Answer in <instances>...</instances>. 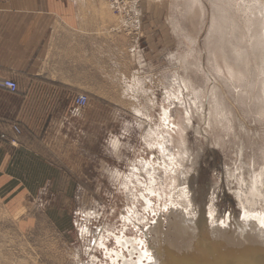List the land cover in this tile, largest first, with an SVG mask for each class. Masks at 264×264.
Listing matches in <instances>:
<instances>
[{
  "label": "rangeland",
  "instance_id": "374dc122",
  "mask_svg": "<svg viewBox=\"0 0 264 264\" xmlns=\"http://www.w3.org/2000/svg\"><path fill=\"white\" fill-rule=\"evenodd\" d=\"M104 1L116 17L98 82L81 93L87 105H46L35 119L44 128L16 137L41 162L25 159L13 174L24 192L1 196L0 264H113L118 238L144 263L156 214L169 232L165 212L176 208L264 230V0H115L120 13ZM152 138L161 147L149 150ZM121 249L128 261L131 246Z\"/></svg>",
  "mask_w": 264,
  "mask_h": 264
},
{
  "label": "crops",
  "instance_id": "0c3cea01",
  "mask_svg": "<svg viewBox=\"0 0 264 264\" xmlns=\"http://www.w3.org/2000/svg\"><path fill=\"white\" fill-rule=\"evenodd\" d=\"M115 17L104 0H0V77L18 84L15 93L0 88V135H6L0 137V200L9 191L24 192L13 174L22 170L25 159L41 162L38 152L28 148L27 136L18 146L9 144L11 126L42 130L35 120L41 109L72 100L98 82L105 29ZM25 169L40 178L37 164Z\"/></svg>",
  "mask_w": 264,
  "mask_h": 264
},
{
  "label": "bare ground",
  "instance_id": "6f19581e",
  "mask_svg": "<svg viewBox=\"0 0 264 264\" xmlns=\"http://www.w3.org/2000/svg\"><path fill=\"white\" fill-rule=\"evenodd\" d=\"M194 1H195L194 6H195V5H197V0H194ZM199 9H201V8H199ZM190 15L191 14H189V16ZM197 17H199L198 16V10L194 11V14L192 15V17L190 19L192 26H194V30L191 31L192 35H193V33H196L194 22L197 21L196 20ZM216 65L217 66L219 65L218 62L216 63ZM226 68H228V67H226ZM226 68H225V70H226ZM229 68H228V70H229ZM217 69L219 71V68H217ZM230 70H232V68ZM220 71H221V69H220ZM263 86H264V84H263ZM134 92H136V91H134ZM137 94H138V91H137ZM262 100L264 102V91L262 92ZM160 121H162L163 123H166L168 121V115L164 114V116L161 118ZM163 126H164V124L156 126L157 129L154 131V134H156V136L158 134L163 133V130H162ZM153 140L154 139L152 138L151 142L149 144H147V147L149 148V150L153 149V147H156V146L161 147L159 141H157V140L153 141ZM113 145L116 146L117 141H114ZM160 150H162V149H160ZM166 157H165V159L162 158L163 159V160H161L162 164H160V167H161L160 169H162V170L164 169L165 171H167V169H168V166L165 165L166 161H167ZM173 161L174 160L172 159V161L169 160L168 162L173 163ZM149 165L151 167H153L150 162H148V168H149ZM151 167H150V169H151ZM139 172H140V169L137 168L129 176V181L126 182L125 184H123V185H125L124 189H128V191H130V192L132 191V190H129L130 187L128 185H130V184L134 185L135 178L137 179L138 176L140 175ZM152 172H154V171H152ZM153 174L154 173L149 174V172H148V174H146L145 176L153 179V181L151 179H149V186H150L149 190L152 193H157V189H155V186H154L155 185V179L152 177ZM139 193H140L141 197H144V194H145L144 192H139ZM181 193L182 192H180V194ZM158 194L160 195V193H158ZM192 212H194V211L189 210V209L188 210L187 209L186 210L180 209V208L171 209V210H168L167 212H165L166 215L168 214L167 221L169 219H170L169 221H174L173 223L169 222V224H168V227H170V226L172 227L171 230H170V228L167 227V231L170 232L169 235L166 234L168 232H165L164 229L161 228L162 219H160V221H158L160 218V215H162L164 212H159L156 214L157 220L155 222L154 228L148 229V230L152 233H155V235H156L157 250H158L157 253L159 252L158 254L162 258V259H160L161 262L157 261V259H156L157 254L149 253V250L147 249L148 247H145L144 249H145L146 254L149 256V260L148 261L144 260V263H142L141 262L142 259L140 258V256L143 255V251L139 250L138 246H133L132 243H129V241H131V240L128 241L127 239L122 240L119 238L117 239V241L119 242L118 243L119 244L118 245L119 246L118 252H110L109 253L111 257L113 256L111 258V262L113 264H118L117 261L119 259H122V261L127 263V264H130V263L131 264H156V263L157 264H198L197 263L198 260H196L195 258H187L186 257V256H189V254L186 256H180V253H179L180 249L184 248L187 251H189L192 248L195 250V249H198L200 247V248H202V249H200V250H202L201 253H203L205 251H210V248L207 247L209 245H207L205 242H203V240L208 239L209 235H222L223 237H226L228 239H230L229 238V236H230L233 240H239L240 242L246 241V240H243L244 236H246L248 241L249 240L251 241L252 238L254 239L256 237L255 238L256 240L260 239L261 241L263 240V242H264V230L262 229V226L258 227V224H256V222H253L254 220H252V219H250V220H248V219L237 220L236 218H231L230 220H227V222L219 223L218 221H216V219L214 217L211 218L210 216H208V218H206V217H201V218L200 217H194L198 213L193 214ZM202 214H204V213H202ZM169 216H172V219ZM198 216H202V215L198 214ZM213 222H216V223H213ZM164 234H165V237H173L172 240H168V245H170V246H166V247L164 246L163 241L161 240V239H163ZM154 237H152V238H154ZM230 241H232V240H230ZM233 242H235V241H233ZM217 243L215 242L212 245H217ZM237 243H239V242H237ZM218 245L228 247L225 242L223 244L219 242ZM127 246H131V248H132L131 251H129L130 258L128 259V261L122 255L123 250L121 249V248H127ZM148 246H149V243H148ZM170 247H173L175 249L174 251H176L179 254H174L173 249H171ZM135 250H137V252L139 253V256L136 258V261H132V257H133V255H135V252H134ZM254 251H256L258 253L262 252L261 255H263V258L261 257L260 259H264V250L261 252L258 250H254ZM225 254H227V255H225L224 258L221 259V258L217 257L211 263H213V264H242L246 260V258H238L239 254L232 249L226 250ZM164 255L168 256V259L164 260V258H163ZM261 255H257V256L260 257ZM143 256H146V255H143ZM191 256H192V254H190L189 257H191ZM196 256H198V255H196ZM240 257H242V256H240ZM205 262H208V261H205ZM205 262H202V263L199 262V264H204ZM258 264H264V263H262L260 261V263H258Z\"/></svg>",
  "mask_w": 264,
  "mask_h": 264
},
{
  "label": "water",
  "instance_id": "95a60500",
  "mask_svg": "<svg viewBox=\"0 0 264 264\" xmlns=\"http://www.w3.org/2000/svg\"><path fill=\"white\" fill-rule=\"evenodd\" d=\"M200 233V232H199ZM167 235L170 234V232L166 233ZM209 235V234H208ZM199 237V236H198ZM230 239L226 238V237H223L222 235H209L208 239H205L203 240V242H205L207 245L208 248H210V251H205L203 253L202 248H198V249H190L189 251H187L186 249L182 248L180 249V256H186L189 254H192L191 257L189 256H186L187 258H195L197 261V263L199 264L202 263V262H205V261H208V262H205L204 264H213L211 262L214 261L215 258L219 257V258H224L225 255V251L226 250H229V249H232L234 251H236L238 254H239V257L238 258H246V260L242 263V264H258L260 263V261L262 263H264V259H260L261 257L263 258V255L261 251L264 250V242L263 240L261 241L260 239L256 240L255 238L251 239V241L246 238V236L243 237V240H246V241H242L240 242L239 240H233L230 236H229ZM173 237H165V234H164V237L163 239H161L163 241V244L164 246H170L168 245V240H172ZM232 240V241H230ZM155 243H156V247L154 248V251H155V254L156 255V259L157 261L161 262L160 259H162L160 257V255L157 253V239L155 238ZM235 241V242H233ZM226 243L228 247H225V246H220L218 245H212L213 243ZM239 242V243H237ZM187 246V245H186ZM217 246V247H216ZM171 249H173V252L174 254H179L177 253L176 251H174L175 249L173 247H170ZM254 250H258L260 251L261 253H258ZM182 252V253H181ZM198 255V256H196ZM257 255H261L260 257H258ZM242 256V257H240ZM244 256V257H243ZM164 260L165 259H168V256L164 255L163 256ZM157 264V263H156Z\"/></svg>",
  "mask_w": 264,
  "mask_h": 264
},
{
  "label": "built area",
  "instance_id": "2783aa9c",
  "mask_svg": "<svg viewBox=\"0 0 264 264\" xmlns=\"http://www.w3.org/2000/svg\"><path fill=\"white\" fill-rule=\"evenodd\" d=\"M112 5H113V8L115 9V12H119V5H118V2L115 1V0H110ZM0 88H3L11 93H15L18 91V84L12 80V79H9V78H1L0 77ZM87 102H88V98L86 95L84 94H79L75 97L74 99V104H75V107L76 108H83L87 105ZM11 131L12 133L14 134L13 137L11 139H7L9 144H11L12 146H15L17 144L16 142V137L18 135H20L21 133V129L20 127L17 125V124H13L11 126ZM0 137L2 139H6V135L5 134H1Z\"/></svg>",
  "mask_w": 264,
  "mask_h": 264
}]
</instances>
